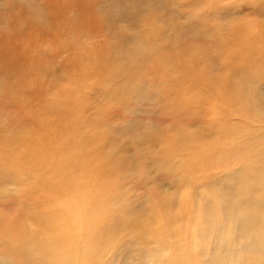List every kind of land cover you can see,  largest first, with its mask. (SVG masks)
<instances>
[{
  "label": "clouds",
  "instance_id": "clouds-1",
  "mask_svg": "<svg viewBox=\"0 0 264 264\" xmlns=\"http://www.w3.org/2000/svg\"><path fill=\"white\" fill-rule=\"evenodd\" d=\"M234 0H0V264H264V15Z\"/></svg>",
  "mask_w": 264,
  "mask_h": 264
},
{
  "label": "rangeland",
  "instance_id": "rangeland-1",
  "mask_svg": "<svg viewBox=\"0 0 264 264\" xmlns=\"http://www.w3.org/2000/svg\"><path fill=\"white\" fill-rule=\"evenodd\" d=\"M247 4H243V5H239V6H237V7H234V8H232V11L233 12H239V11H241V9H245V10H247L248 11V14L249 15H252V14H256V13H258V12H260L261 13V11H259V9L254 5V9L255 10H257V12L255 13V10L249 5L250 3H252V4H257L258 3V0H244Z\"/></svg>",
  "mask_w": 264,
  "mask_h": 264
},
{
  "label": "bare ground",
  "instance_id": "bare-ground-1",
  "mask_svg": "<svg viewBox=\"0 0 264 264\" xmlns=\"http://www.w3.org/2000/svg\"><path fill=\"white\" fill-rule=\"evenodd\" d=\"M254 1V0H253ZM243 4H247L244 0H234V3L232 5H230V8H234L237 7L239 5H243ZM253 9H254V5L259 9L260 12H258L260 15H264V0H258L257 4H249ZM255 10V9H254ZM236 12V11H235ZM257 12V10H255V13Z\"/></svg>",
  "mask_w": 264,
  "mask_h": 264
}]
</instances>
